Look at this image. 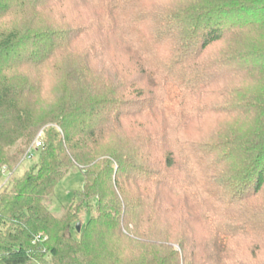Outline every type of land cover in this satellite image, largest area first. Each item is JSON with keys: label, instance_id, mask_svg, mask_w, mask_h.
I'll return each instance as SVG.
<instances>
[{"label": "trees", "instance_id": "16d2710c", "mask_svg": "<svg viewBox=\"0 0 264 264\" xmlns=\"http://www.w3.org/2000/svg\"><path fill=\"white\" fill-rule=\"evenodd\" d=\"M0 264H264V0H0Z\"/></svg>", "mask_w": 264, "mask_h": 264}, {"label": "rangeland", "instance_id": "374dc122", "mask_svg": "<svg viewBox=\"0 0 264 264\" xmlns=\"http://www.w3.org/2000/svg\"><path fill=\"white\" fill-rule=\"evenodd\" d=\"M219 123L220 124L222 123V119H219V121L217 119H214V124L212 118L197 119L195 123L192 124V128H191L192 135L198 138L199 141H204L206 139V136L208 137L212 135L213 132L215 134V132L219 129ZM40 132H42V130H40ZM40 132H38V134ZM33 148H36L35 145ZM32 153L33 154H31L29 158H27L22 162V164L18 168L17 174L21 175L27 168H30V166L35 162L38 154L35 150L32 151ZM191 166L194 167L193 164L192 165L191 164L189 165L188 163L185 164L184 168L187 174H189V168H191ZM206 174L207 173H202L199 176L200 178H203ZM83 181H84V176L80 170L73 171L68 176L63 178L57 184L55 189L56 198L52 206L54 210H58L61 205L70 202L75 191H77L83 186Z\"/></svg>", "mask_w": 264, "mask_h": 264}, {"label": "built area", "instance_id": "2783aa9c", "mask_svg": "<svg viewBox=\"0 0 264 264\" xmlns=\"http://www.w3.org/2000/svg\"><path fill=\"white\" fill-rule=\"evenodd\" d=\"M42 137H43V132H40L37 135L36 140L34 141V144H35L36 148L41 147L43 145Z\"/></svg>", "mask_w": 264, "mask_h": 264}, {"label": "water", "instance_id": "95a60500", "mask_svg": "<svg viewBox=\"0 0 264 264\" xmlns=\"http://www.w3.org/2000/svg\"><path fill=\"white\" fill-rule=\"evenodd\" d=\"M77 229H78V230L81 229V223H80V222L77 223Z\"/></svg>", "mask_w": 264, "mask_h": 264}]
</instances>
